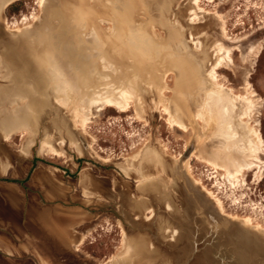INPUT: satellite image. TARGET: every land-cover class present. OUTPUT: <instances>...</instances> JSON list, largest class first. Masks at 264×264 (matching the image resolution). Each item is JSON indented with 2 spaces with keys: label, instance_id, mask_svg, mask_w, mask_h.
I'll use <instances>...</instances> for the list:
<instances>
[{
  "label": "rangeland",
  "instance_id": "1",
  "mask_svg": "<svg viewBox=\"0 0 264 264\" xmlns=\"http://www.w3.org/2000/svg\"><path fill=\"white\" fill-rule=\"evenodd\" d=\"M23 162L48 264H264V0H1L0 175Z\"/></svg>",
  "mask_w": 264,
  "mask_h": 264
},
{
  "label": "crops",
  "instance_id": "2",
  "mask_svg": "<svg viewBox=\"0 0 264 264\" xmlns=\"http://www.w3.org/2000/svg\"><path fill=\"white\" fill-rule=\"evenodd\" d=\"M28 167L23 162L0 175L7 177L0 178V264H48L65 245L58 233V206L37 200L34 189L20 185ZM39 194L49 195L45 189Z\"/></svg>",
  "mask_w": 264,
  "mask_h": 264
},
{
  "label": "bare ground",
  "instance_id": "3",
  "mask_svg": "<svg viewBox=\"0 0 264 264\" xmlns=\"http://www.w3.org/2000/svg\"><path fill=\"white\" fill-rule=\"evenodd\" d=\"M11 3V2H10ZM229 59V58H228ZM225 103V102H224ZM232 127V126H231ZM239 127V126H238ZM233 129H235V128H233ZM235 131V130H234ZM248 132V131H247ZM252 133V132H251ZM249 134V133H248ZM247 134V135H248ZM253 134H254V138L256 139V140H258V142H259V144L262 142V139L259 137V135L257 134V131L256 130H254V132H253ZM245 138V137H244ZM248 139V138H247ZM242 140V139H241ZM247 141V140H246ZM252 165V164H251ZM205 193H207V192H205ZM208 193H210V192H208ZM207 193V194H208ZM210 195V194H209ZM211 198H213L214 199V201L216 202V204H217V206L220 208V205H219V203H218V201L216 200V198H214V196H212L211 195ZM214 202V203H215ZM245 220V219H244ZM244 220L242 221V222H244ZM254 228L256 229L257 227L256 226H254ZM253 228V229H254ZM235 235H236V237H238V238H242L244 241L243 242H245V243H247V244H252V245H258V244H256V243H258L259 242V240H258V238H255V236H250L249 235V233L245 230V229H240V230H237V231H235ZM243 254H246V249H244V250H241L240 251V255L243 257Z\"/></svg>",
  "mask_w": 264,
  "mask_h": 264
},
{
  "label": "water",
  "instance_id": "4",
  "mask_svg": "<svg viewBox=\"0 0 264 264\" xmlns=\"http://www.w3.org/2000/svg\"><path fill=\"white\" fill-rule=\"evenodd\" d=\"M184 155H185V154H184ZM238 229H239V228H238ZM238 229H237V230H238ZM237 230H235V231H237ZM235 231H234V233H233L232 235H233V238H234L235 240H237L238 242H235V240L232 239V238H229V242L232 241L231 243H232L234 249L236 250L237 255H238L239 257H242V256L240 255V251H241V250H244V249H247V248H244V246H245L247 243L243 242L244 240H243L242 238H238V237H236V235H235ZM241 242H242V243H241ZM241 244H242V246H241ZM247 253H248V251L246 250V254H243V257H244L245 255H247Z\"/></svg>",
  "mask_w": 264,
  "mask_h": 264
}]
</instances>
